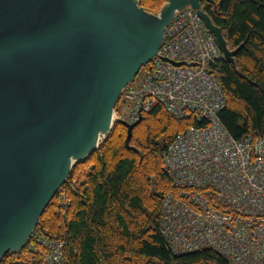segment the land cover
<instances>
[{
	"label": "water",
	"instance_id": "1",
	"mask_svg": "<svg viewBox=\"0 0 264 264\" xmlns=\"http://www.w3.org/2000/svg\"><path fill=\"white\" fill-rule=\"evenodd\" d=\"M202 2L166 0L152 14L139 0H0V262L25 248L73 166L111 130L121 91L176 12L193 9L234 66L238 49ZM140 119L119 122L126 148Z\"/></svg>",
	"mask_w": 264,
	"mask_h": 264
},
{
	"label": "trees",
	"instance_id": "2",
	"mask_svg": "<svg viewBox=\"0 0 264 264\" xmlns=\"http://www.w3.org/2000/svg\"><path fill=\"white\" fill-rule=\"evenodd\" d=\"M210 1L201 9L228 49H238L234 66L223 59L216 72L226 98L220 122L236 140L264 139V0ZM139 2L157 14L165 0ZM204 124L156 107L141 116L126 148V129L114 123L99 147L73 166L38 220L42 236L63 243L61 264H227L210 249L174 255L159 234L162 198L172 189L161 154L178 133ZM29 248L5 254L0 264H46L42 248Z\"/></svg>",
	"mask_w": 264,
	"mask_h": 264
},
{
	"label": "built area",
	"instance_id": "3",
	"mask_svg": "<svg viewBox=\"0 0 264 264\" xmlns=\"http://www.w3.org/2000/svg\"><path fill=\"white\" fill-rule=\"evenodd\" d=\"M222 60L196 12L181 9L138 85L121 91L113 122L132 124L156 107L176 119L204 121L178 133L161 154L172 189L162 198L159 234L174 255L210 249L227 264H264V139L236 140L221 124ZM60 204L66 205L63 196ZM27 244L44 250L46 264L62 263V242L35 229Z\"/></svg>",
	"mask_w": 264,
	"mask_h": 264
},
{
	"label": "rangeland",
	"instance_id": "4",
	"mask_svg": "<svg viewBox=\"0 0 264 264\" xmlns=\"http://www.w3.org/2000/svg\"><path fill=\"white\" fill-rule=\"evenodd\" d=\"M140 74H138L137 77L132 81L131 85H138V83H139V81L141 79V75ZM117 106H119V105L117 104L115 108H117Z\"/></svg>",
	"mask_w": 264,
	"mask_h": 264
}]
</instances>
